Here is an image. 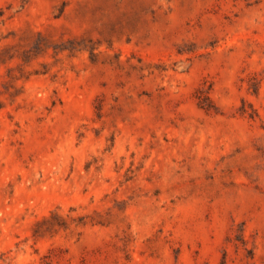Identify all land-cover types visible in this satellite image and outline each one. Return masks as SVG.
Returning a JSON list of instances; mask_svg holds the SVG:
<instances>
[{
    "label": "rangeland",
    "instance_id": "obj_1",
    "mask_svg": "<svg viewBox=\"0 0 264 264\" xmlns=\"http://www.w3.org/2000/svg\"><path fill=\"white\" fill-rule=\"evenodd\" d=\"M0 264H264V0H0Z\"/></svg>",
    "mask_w": 264,
    "mask_h": 264
}]
</instances>
